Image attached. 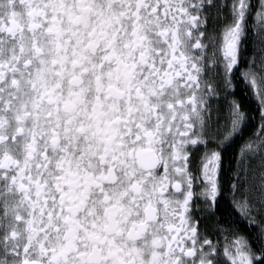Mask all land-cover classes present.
I'll list each match as a JSON object with an SVG mask.
<instances>
[{
    "label": "snow or ice",
    "instance_id": "1",
    "mask_svg": "<svg viewBox=\"0 0 264 264\" xmlns=\"http://www.w3.org/2000/svg\"><path fill=\"white\" fill-rule=\"evenodd\" d=\"M0 264H264V0H0Z\"/></svg>",
    "mask_w": 264,
    "mask_h": 264
}]
</instances>
